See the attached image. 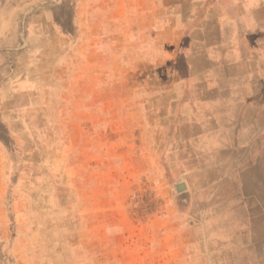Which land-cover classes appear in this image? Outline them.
I'll use <instances>...</instances> for the list:
<instances>
[{
    "label": "rangeland",
    "instance_id": "374dc122",
    "mask_svg": "<svg viewBox=\"0 0 264 264\" xmlns=\"http://www.w3.org/2000/svg\"><path fill=\"white\" fill-rule=\"evenodd\" d=\"M198 1L10 0L0 264L264 259V153L247 152L264 150V124L255 142L237 122L264 119V41L207 59L214 28L182 37Z\"/></svg>",
    "mask_w": 264,
    "mask_h": 264
},
{
    "label": "crops",
    "instance_id": "0c3cea01",
    "mask_svg": "<svg viewBox=\"0 0 264 264\" xmlns=\"http://www.w3.org/2000/svg\"><path fill=\"white\" fill-rule=\"evenodd\" d=\"M258 2L259 5L262 4L264 5V0H199L198 6L199 9H201V12L203 11V13L201 14V12L199 11L198 12L200 13L199 16L197 15L192 20L187 21V23L185 24V26L187 27V31H185V33L182 34V37L183 39L186 40L187 38L189 37L191 38L192 36H194L196 32L197 33L202 32L205 34L206 37H211L213 36L212 31L214 28L215 31L214 35L217 39V43L219 44L220 51H218L217 55L216 54L210 55V53L212 52H207L206 55L207 59H216V60L218 59L226 63L233 62L234 59L239 60L240 51L237 52L234 51L233 47H235V45H236V50H240L239 48L240 42L250 41L248 40L250 38L249 36L254 37V39H251L252 43L254 42L260 43L264 41L263 35L260 34V32L257 29H255V26L253 24V23H264L261 20L256 21L254 17L255 6ZM14 8H15L14 4L10 3V0H0V45L2 43L15 42L14 39H10L9 36H7L9 35L11 29L15 26V18L13 14L15 13ZM199 17H201V19ZM257 28L262 29L261 26ZM257 32H259V34ZM2 36H6L7 39L6 38L3 39ZM184 48L185 47L183 46V50ZM242 54L244 56L245 52L243 51ZM0 58L6 59V64L1 66L2 70L4 71L9 69L7 62L8 60H10L9 53L7 52V54H3V56H1ZM243 59L249 60V56H246V58ZM250 59H253L252 62H255L254 61L255 56L250 57ZM24 69L25 67L24 65H22V67L21 68L19 67L17 70L20 72ZM231 69L234 70L236 68H231ZM222 70H225L227 75L229 74L227 67L222 68ZM6 74H7L6 76L8 77L0 78V91L2 92H7L17 85V84L15 85L12 84L13 79L15 78V73L13 72V74H11L9 73V70H7ZM26 79L27 81H32L31 75L27 76ZM254 81L255 80H251V83L254 84ZM252 90L255 91V88H252ZM250 111L251 110L249 109L248 113H251ZM237 122L243 123L248 128V131L246 132L247 138L245 139L255 142L260 140L259 138L256 137L257 133L255 131L257 125L264 124V119L253 120V118H250V116H246L243 119L238 117ZM250 127L252 131H250ZM232 138L242 139L243 136L241 134L238 137L236 133H233ZM247 152L248 155L254 157L253 162L259 163L261 159H259L258 157L260 155H263L262 153H264V150L260 149V147L257 148L253 147V148H248ZM260 171H263L264 173V167ZM262 183L264 186V177ZM259 232L260 231H258V233ZM262 232H263L262 234L264 235V228ZM263 244H264V240H263ZM253 264H264V259L258 260Z\"/></svg>",
    "mask_w": 264,
    "mask_h": 264
},
{
    "label": "water",
    "instance_id": "95a60500",
    "mask_svg": "<svg viewBox=\"0 0 264 264\" xmlns=\"http://www.w3.org/2000/svg\"><path fill=\"white\" fill-rule=\"evenodd\" d=\"M177 187H178L179 190H182L185 187V185L184 184H179V185H177Z\"/></svg>",
    "mask_w": 264,
    "mask_h": 264
}]
</instances>
